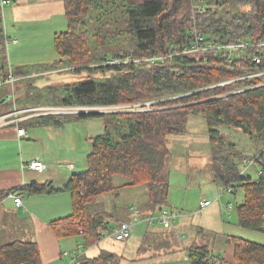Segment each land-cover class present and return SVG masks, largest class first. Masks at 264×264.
Listing matches in <instances>:
<instances>
[{"label":"trees","instance_id":"obj_1","mask_svg":"<svg viewBox=\"0 0 264 264\" xmlns=\"http://www.w3.org/2000/svg\"><path fill=\"white\" fill-rule=\"evenodd\" d=\"M63 3L68 28L55 35L57 59L43 65L15 64L16 68L9 64L8 41L12 39L5 31L0 7V110L167 100L158 103L166 108L154 111L45 115L26 119L18 126L1 127L27 131L28 127H63L88 117L104 121V132L93 138L87 170L73 174L64 189L72 194L74 212L54 221L56 234L61 238L82 236L89 248L98 245L112 230V214L98 198L120 189L115 184L116 177H123L124 185H147L152 211L165 207L170 196L167 163L171 150L167 139L185 133L193 115L206 121L215 181L226 190L230 188L229 193L235 196L239 189L243 192L242 202L237 203L238 225L264 233V75L242 78L264 72V62L257 64L254 60V55H264V50L226 47L239 41L254 44L264 39V0ZM198 36L203 37L202 47L211 44L223 48L198 54L186 52ZM164 56L168 57L161 59ZM150 58L156 60L150 62ZM65 68L73 75L85 72L87 76L69 83L35 85L38 76ZM11 75L18 80L14 93L7 83ZM173 97L177 98L171 100ZM225 127L251 138L252 150L257 154L250 159L260 166L258 178L242 174L243 160L249 155L239 149L231 134L223 132ZM47 188L33 184L24 190L31 194ZM198 232L201 242L185 247L183 258L172 264L218 262L210 239L204 236L205 229L199 227ZM227 238L235 247L236 264H264V242L236 235ZM122 261L117 253L102 249L94 257L83 254L77 264ZM0 264H43L38 243L15 240L1 246Z\"/></svg>","mask_w":264,"mask_h":264},{"label":"rangeland","instance_id":"obj_2","mask_svg":"<svg viewBox=\"0 0 264 264\" xmlns=\"http://www.w3.org/2000/svg\"><path fill=\"white\" fill-rule=\"evenodd\" d=\"M0 7L2 8L4 13L5 31L7 35L9 34V37H11L12 40L16 38H22V46L24 47H34L41 45L40 49L29 51V53L32 54L30 55L32 58L27 61L29 62L27 63V65H35L34 63H31L35 61L37 65H43L44 63L51 64L55 59H57L58 56L54 46L55 35L66 31L68 28L63 0H12V3L6 5L5 7L2 6L0 0ZM40 8L43 9L42 12L40 11ZM244 8L246 10L250 9L249 6H245ZM49 9H52V12L48 11ZM45 13H51V15L46 16ZM10 43L11 41H8L9 64L11 68H16L14 64H17L19 60L16 59L17 57L14 59H10ZM66 69L69 68H65L62 70L56 69L53 70V72H48V74L45 76H38L37 78H35V85L46 86L49 84L69 83L87 76L85 72L79 75H73ZM8 81L7 83L10 84L11 90L14 93L15 87L18 86V80L14 83ZM176 98L177 97H173L170 99L172 100ZM128 104L131 103H125L122 105ZM49 106L62 107L61 105H41L33 107ZM69 106L71 107L68 110H74L80 105ZM164 108L166 107L158 104H145V101H143L140 103H135L134 106L127 107V110L121 113L138 111L146 112ZM5 111H7V108L3 107L0 110V113H4ZM13 111L5 112V114H9ZM30 114L32 113L24 112L22 116H26L27 118V116H29ZM50 115L77 116L78 114ZM67 127H77V129L79 130L82 127L85 135L78 141V143L82 144L81 149L83 151H85L86 153H90L91 148H93V140L91 138L96 135L102 134L104 132L105 125L104 121L100 118L88 117L86 119L79 120V122L68 124ZM35 129L40 131L39 133L41 135L46 136V134H44L45 132H43L45 129L44 127H28L29 132H34ZM222 130L226 134H231L232 139L238 143L239 149L246 156L249 155V157H251L257 154V150H252L251 138L248 135L241 132L240 130H230L226 127ZM64 133L67 134V130H64ZM70 135L71 134H67L68 139H70ZM167 142L171 150V155L167 163L169 170L168 179L170 181V198L169 204L165 205V207L170 210L180 212L182 215L174 222V225L166 229L172 231L176 235L179 240V246H181L182 249L188 246L192 238H195L197 236L199 227L208 228V231L213 229L211 236L216 235L217 238L215 248H217V245H220L224 248L226 246L225 239H228V235H236L256 242H264L263 232L243 228L238 225L237 203L240 204L242 202V190L239 189L236 196L228 192L223 193L219 182L215 181V170L212 166V147L210 144L205 119L201 116H191L186 128V132L183 134L170 135L167 139ZM36 149H42L41 145L37 143ZM74 155L77 156L76 160H79L80 162L82 161V163H84V157L86 154L83 156L77 151L76 148V152H73L71 156L73 157ZM61 160L66 159L62 158ZM71 162L75 163L74 159H71L69 163ZM242 167V169H244L243 165ZM85 169H83V171H80L82 169H78V171H76L75 173L84 172ZM259 170V164L253 162L246 170L245 175H250L253 178H258ZM122 179L124 178H119V181H122ZM106 195L107 194L100 196L98 198V201H100L101 199H106ZM147 199L148 187L142 185L136 186V188L133 189L125 190L121 195H114L112 200L104 203L105 209L111 214L112 212L114 214L113 216L115 219L112 224L117 222V220L119 219L127 218V215L129 216V219L118 221L117 225H119L121 222L128 221H132L133 223H135V235L130 240L132 247H129V251L122 253V247L120 245L123 242L118 241L117 239L112 242V238H104L101 242L98 243V245H96L92 249V253H87L88 251H90L91 247L89 248L84 245L82 236L63 238L64 240L70 239L69 243L71 244L70 245L67 243V246H65L70 251H65L70 253L77 251L80 254L82 250L84 252L86 251L88 256L91 257V254L100 253V249H108L116 253L118 252L120 254H126V256L131 258V256H133V243L136 242L139 235L142 234L143 230L141 229H146V226H148L147 223L142 220L145 218L148 219L150 216L145 217L146 213L145 215L141 216L139 210L144 206ZM204 200L211 201L212 205L208 208L201 209V202ZM229 203L233 204L232 209L228 208ZM133 208L138 210V216L141 217L139 218L140 222H137L135 220L136 214L135 212H133ZM141 210L144 211L143 208ZM158 213L159 211L156 210L154 214L158 215ZM158 226L160 225L155 224L154 226L148 227L155 228ZM160 227L165 229V227ZM158 238H154L151 240H158ZM168 238L169 235L161 236V240H166ZM208 239L209 236L207 240ZM116 241H118L120 245L118 243H115ZM80 245L81 250L78 249ZM211 248L212 250H215L214 254L216 255H218L217 253L221 252L220 250L213 249V247ZM223 253L224 252H221L220 254ZM128 257L126 258L128 259ZM167 260H176V258L170 256ZM124 264H152V262H133L132 260H130V263L125 262Z\"/></svg>","mask_w":264,"mask_h":264},{"label":"crops","instance_id":"obj_3","mask_svg":"<svg viewBox=\"0 0 264 264\" xmlns=\"http://www.w3.org/2000/svg\"><path fill=\"white\" fill-rule=\"evenodd\" d=\"M40 11L42 12L43 9L40 8ZM48 11L52 12V9H49ZM45 15L50 16L51 13H45ZM22 41V38H20L17 43L11 41L9 45L11 51L10 59L17 57L16 59L19 60L17 65H26L29 63L27 61L32 58L30 56L32 54L29 53V51L38 50L41 47V45L24 47L22 46ZM31 63H34L35 65L37 64L36 61ZM73 123H76V121ZM68 124L63 127L39 126L45 128L43 132H45L44 134H46V136L41 135L39 133L40 131L37 129H35L34 132H29L27 129V135L23 137H19L18 129L15 127L0 129V247L15 240L37 242L40 248L43 264H67L70 260L69 256L63 255L65 250L70 251L65 247L67 246V243L70 244V239L64 240L59 237L54 230L53 223L54 221L66 218L73 214L74 206L72 194L64 189L78 169H82L80 171H83V169L86 168L84 172L87 170V156L90 154L83 151L81 149L82 144L78 143V141L85 135L82 127L79 130L77 127H67ZM64 130H67V134H71L70 139L67 138V134L64 133ZM93 138L91 139L93 140ZM37 143L41 145L42 149H36ZM76 148L83 156L86 154L84 157V163L76 160V155L73 157L71 156L73 152H76ZM62 158L66 160H61ZM36 159L41 160L46 164L45 171L35 172L28 167V163ZM71 159H74L75 163H69ZM242 168L243 167L241 166V171ZM119 178L121 177H116L115 184L117 187H120V189H118L116 193L107 194L106 199L100 200L101 204L104 206V203L112 200L114 195H121L125 190L136 188V186L124 185L126 180L122 179V181H119ZM33 180H36V183H34L35 185H44L45 187H48L47 190L41 193H28L24 188L27 185H33L31 183ZM48 190H54L55 192H48ZM16 196L22 198V206L16 204ZM168 204L169 199L167 205ZM148 205L149 194L148 199L142 207L145 212L141 210L142 208L139 209L141 216L145 215V213V217L155 215V211H152ZM161 208L168 209L162 206L158 211H160ZM113 215L112 212L110 223L112 229L117 226L118 221L129 219V216L126 214L127 218H118L119 220L112 224L115 219ZM142 221H145L150 227L155 224L165 227L159 222L149 224L147 218ZM148 226H146V229H141L143 230L142 234H140L137 241L133 243V256H131V258L126 256V254H120L117 252L118 255L123 257L121 264H124L125 262L130 263V260L133 262H152V264H172L175 263L173 261H179L183 258V249L179 246V240L172 231L166 229L168 227L163 229L160 226L155 228H149ZM201 228L206 231L204 233L205 238H208L209 236V245L213 247V249L224 252L223 254H220L221 252L217 253L218 255L216 256L219 260L216 264H236L234 245L225 239L226 246L224 248L220 245H217V248H215L217 238L216 235L211 236L213 229L211 228L212 230L208 231V228ZM110 232H107L104 238H112L111 240L113 242L116 239L108 236ZM198 233L199 232H197L195 238H192L188 246L196 242H201ZM134 235L135 234L133 233L131 238H133ZM167 235H169L168 239L161 240V236ZM131 238L123 241L118 240L123 242L121 245L118 241L115 242L122 247V253L129 251V247H132L130 243ZM154 238H158V240H151ZM203 241L204 240H202V242ZM95 246H92L87 253H92V249ZM188 246H186V248ZM80 247H78V249ZM212 251L214 253L215 250ZM87 253L82 250L80 252L81 256H83V254L88 255ZM98 254H91V257L97 256ZM170 256L175 257L176 260L168 261L167 259ZM126 257H128V259Z\"/></svg>","mask_w":264,"mask_h":264},{"label":"built area","instance_id":"obj_4","mask_svg":"<svg viewBox=\"0 0 264 264\" xmlns=\"http://www.w3.org/2000/svg\"><path fill=\"white\" fill-rule=\"evenodd\" d=\"M11 0H2V6L6 5V4H10ZM194 33H197L196 31ZM13 42L17 43L18 39H14L12 40ZM203 41V37L202 36H198L197 41L194 43L193 47L186 52H192L194 54H198L202 51L205 50H210V49H214L217 50L218 48H223V46L218 47V46H214V45H208L206 47H202L200 45V43ZM226 47L230 48V49H246L248 47H254L257 48V50L259 51H263L264 50V39L258 43H254V44H249L246 41H239L237 43H233L230 45H227ZM167 56L161 57V59L166 58ZM156 60V58H150L149 61L150 62H154ZM254 60L257 64H261L264 62V55H254ZM115 63V61L113 62ZM264 75V72H258V73H253V74H249L245 77L242 78H253V77H258V76H262ZM240 79V78H239ZM15 81H17V78H15L14 76H10L9 81L11 83H14ZM12 98H14V95H12ZM167 99H157V100H151L149 102H145V104H158L162 101H165ZM135 104H128V105H109V106H92V105H80L78 107H76L74 110H68L71 106H67V105H61L62 107H54V106H49V107H31V108H26V109H15L13 112H10L9 114H4L2 116H0V128L1 127H5L8 126L10 124H16L18 126V124L26 119H30L29 117L33 118V117H38V116H45V115H50V114H60V115H64V114H80V113H110V112H124L126 111L127 107L129 106H134ZM83 109H88V110H83ZM24 112H29L32 113L29 116H22V114ZM13 116V117H12ZM12 117V118H11ZM26 118V119H24ZM18 135L19 137H23L27 135V131L24 128H19L18 127ZM254 162V160L249 158H245L243 160V166L244 169H242V174H245L246 170L249 168V166ZM28 167L35 171V172H43L46 169V164L41 161V160H32L28 163ZM221 190L223 193L226 192H230L231 189H224L223 187H221ZM16 204L18 206H22L23 205V201L22 198L20 196H16L15 198ZM212 205V202L209 200H204L201 202V209H205L208 208L209 206ZM229 209L233 208V204L229 203L228 206ZM136 216H135V220L137 222H140V217L138 216V210L133 208ZM181 216L180 212H176L173 210H168L165 208H161V210L159 211L158 215H153L151 217H149L147 219L149 224H154L156 222H159L161 225L165 226V227H170L172 225H174V222ZM134 229H135V223H133L132 221H128V222H121L119 225H117L116 227H114L112 229V231L108 234V236L113 237L114 239L117 240H127L129 238L132 237L133 233H134ZM64 256H69L70 257V261L67 264H77L78 259L81 257V255L77 252H67L64 251L63 252Z\"/></svg>","mask_w":264,"mask_h":264},{"label":"water","instance_id":"obj_5","mask_svg":"<svg viewBox=\"0 0 264 264\" xmlns=\"http://www.w3.org/2000/svg\"><path fill=\"white\" fill-rule=\"evenodd\" d=\"M31 183H32V184L36 183V180H33Z\"/></svg>","mask_w":264,"mask_h":264}]
</instances>
